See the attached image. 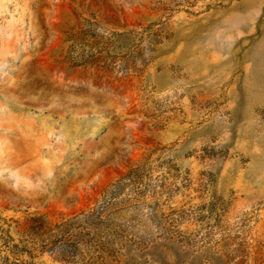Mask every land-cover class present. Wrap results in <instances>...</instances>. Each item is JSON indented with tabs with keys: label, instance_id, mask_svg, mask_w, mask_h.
Segmentation results:
<instances>
[{
	"label": "rangeland",
	"instance_id": "374dc122",
	"mask_svg": "<svg viewBox=\"0 0 264 264\" xmlns=\"http://www.w3.org/2000/svg\"><path fill=\"white\" fill-rule=\"evenodd\" d=\"M83 18L158 23L143 72L56 62ZM146 157L116 197L129 261L225 264L241 243L231 264H264V0H0V264L31 217L92 206Z\"/></svg>",
	"mask_w": 264,
	"mask_h": 264
},
{
	"label": "trees",
	"instance_id": "16d2710c",
	"mask_svg": "<svg viewBox=\"0 0 264 264\" xmlns=\"http://www.w3.org/2000/svg\"><path fill=\"white\" fill-rule=\"evenodd\" d=\"M156 24L152 22L137 29L115 31L83 18L78 25L63 31L62 46L55 61L69 67H96L124 75H140L159 43L160 28H156ZM147 160L146 157L128 169L90 207L54 222L41 215L31 217L17 242L6 240L5 245L15 256L12 260L8 255L3 256L6 264H34L22 258V254H28L30 258L48 254L59 264H134L128 260L132 253L129 240L125 239V229L116 222L127 200L116 197L129 182L139 177ZM166 225L167 234L160 238L168 243L174 238L169 230L170 223ZM240 244L230 252L222 253L227 258L225 264L234 262L230 253L246 256ZM33 251L38 254L33 255Z\"/></svg>",
	"mask_w": 264,
	"mask_h": 264
}]
</instances>
